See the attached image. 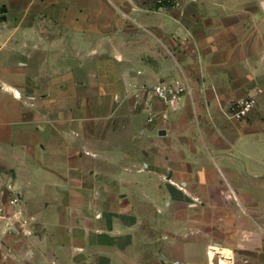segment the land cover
<instances>
[{
	"label": "crops",
	"instance_id": "0c3cea01",
	"mask_svg": "<svg viewBox=\"0 0 264 264\" xmlns=\"http://www.w3.org/2000/svg\"><path fill=\"white\" fill-rule=\"evenodd\" d=\"M44 2L42 57L32 49L24 58L25 64L41 63V73L0 70L1 99L13 102L24 93L35 98V80H46L42 105L25 107L24 126L17 121L18 112L8 109L16 118L0 120V157L6 159L2 143L11 149V144H28L35 152L27 155L50 164L55 157L62 160V154H102L97 97L90 103L95 125L88 131L80 128L84 122L78 125L85 110L83 95L111 99L132 83L153 85L182 78L188 89L175 107L159 101L155 123L129 119L120 126L134 131L133 137L138 132L145 144L142 154H162L164 163L156 172L159 184L192 196L202 191L200 198L224 208L219 234L223 245L215 264H264V5L260 7L258 0H180L179 6H160L154 0ZM248 95H255L257 104L246 118L235 120L224 113ZM125 111L133 113L129 105ZM162 128L166 133L160 135ZM36 145L48 154L37 156ZM10 159L14 165L13 156ZM69 163L64 161L48 178L33 173L25 187L21 180L22 207L31 210L37 225L32 236L20 240L2 230L0 264H127L115 257L114 247V240L126 239L125 234L98 227L104 215H117L98 204L100 183H109V175L101 181L95 166L93 181L85 182L78 165L74 168L79 171L68 174ZM46 181L53 186L51 201L44 196ZM89 190L92 196L86 200ZM100 242L110 246L108 253L97 252Z\"/></svg>",
	"mask_w": 264,
	"mask_h": 264
},
{
	"label": "rangeland",
	"instance_id": "374dc122",
	"mask_svg": "<svg viewBox=\"0 0 264 264\" xmlns=\"http://www.w3.org/2000/svg\"><path fill=\"white\" fill-rule=\"evenodd\" d=\"M44 1L0 0V70L10 72L11 68H15L16 71L31 70L36 74L41 73V63L25 64L24 58L27 54L33 53L32 49L34 52H40V57H42L41 40L43 39L45 20L41 14L45 6ZM263 3L264 0H258L260 7L264 5ZM156 4L173 6L165 3ZM36 11L37 14H35ZM20 60L24 63H21ZM35 82L36 85L32 86L31 90L38 92L39 95L35 98L24 93L19 101L13 102L9 101L7 97L1 99L0 96V120L6 121L13 117L15 119V113L10 114L8 110L13 107L19 114L17 117L19 125H26L25 107L27 105L29 108L41 107L43 88L45 85L47 86L46 80L37 79ZM129 85V89L124 94L112 96L111 99L104 95H83L80 100L85 110L81 114L82 118L78 121V125L80 126L81 122H84V126L80 128L88 131L89 127L92 124L95 125L96 122V116L90 107L91 98L97 97L100 105L98 123L101 137L99 139L102 140L98 147L102 150V154H87L84 151V154H62V160L55 157L52 160L54 164H50L43 158L34 160L32 155H27L35 152L34 147L31 148L28 144H11L13 145L12 149L9 148V143L1 144V153L6 155V159H3V156L0 157V241L3 229L5 234H16L19 240L23 236H32L37 224L31 210L27 211L22 207L21 186L23 187L24 183V187L29 184L26 178H33V173L48 178L52 172L58 171L60 165L64 166L65 161L66 163L70 162L68 164L69 175L78 170L74 166L81 167V176L85 182L93 181L94 175L90 174L96 168L95 166H99L101 181L103 177L109 175V183L105 180L100 183L98 204L99 207H103L104 211L112 210L110 212H116L117 215L107 218L104 215L101 217L98 227L101 231H113L117 236L125 234L122 236L126 239L114 240L115 257H119L120 262L124 261L127 264H177L176 262L179 260L187 264L218 263L219 247L223 245L219 234L221 230L220 218H225L224 208L216 205L211 206L208 198H200L202 191L192 192L196 195L192 196L187 193L188 191L174 189L168 184H159L156 172L161 168L159 163H164V159H160L162 154H142L141 149L145 144L140 142L138 132L137 136L133 137L130 134H133L134 131L129 133V128L123 130L120 126L122 123L126 124L129 119L139 124L155 123L158 115L153 121H149V116L150 113L158 114L159 100L150 97L147 92H144V88L140 87L141 85L143 87L150 86L149 84L134 85L132 83ZM108 101L111 104L109 116L106 114ZM127 105L133 109L132 114L125 111ZM1 107L4 108V111ZM39 110L40 116L37 122L41 123L43 112L41 109ZM4 130L5 132L9 131V129ZM84 138L90 141L88 134H84ZM88 143L87 147L89 148L90 143ZM31 145L34 146V144ZM152 149L153 147L148 150L149 153L152 152ZM15 150L19 155L18 158H15ZM35 150L39 153L37 156L48 154L39 145H36ZM54 154H58L57 151ZM12 156L13 161L17 164L10 165ZM69 156L70 158H67ZM74 158L77 160L76 165ZM66 171L67 169H65ZM21 180L26 182L23 183ZM45 184L47 188L44 196L51 201L54 196L53 186L47 184V181ZM34 185H37L35 181ZM90 191L86 192V200H90L92 196ZM214 193L217 199L218 193ZM16 196L19 197V201L12 202ZM105 198L107 202L104 201ZM156 198L157 201H155ZM45 202L48 205L49 202ZM121 203L124 205L120 206ZM37 208L31 205V209L37 211ZM231 209L236 210L235 207ZM99 210L101 215V208ZM108 246L105 242H100L97 252L108 253L110 247ZM50 247H53V244ZM123 250L125 252L122 254Z\"/></svg>",
	"mask_w": 264,
	"mask_h": 264
},
{
	"label": "built area",
	"instance_id": "2783aa9c",
	"mask_svg": "<svg viewBox=\"0 0 264 264\" xmlns=\"http://www.w3.org/2000/svg\"><path fill=\"white\" fill-rule=\"evenodd\" d=\"M155 2L160 4H170L173 6L180 5L179 0H155ZM140 87L141 89L144 88V92H147L150 97H155L157 100L164 102L167 106L175 107L188 89V84L184 79L176 78L171 81H160L150 86L143 87V85H141ZM256 104V96L248 95L241 100L231 103L230 106L224 110V113L229 118L242 120L249 115V113L255 108ZM156 116V113H150L149 121H153ZM17 201H19L18 196L14 197L12 200V202ZM176 263L187 264L182 261L180 262L179 260Z\"/></svg>",
	"mask_w": 264,
	"mask_h": 264
},
{
	"label": "water",
	"instance_id": "95a60500",
	"mask_svg": "<svg viewBox=\"0 0 264 264\" xmlns=\"http://www.w3.org/2000/svg\"><path fill=\"white\" fill-rule=\"evenodd\" d=\"M158 133H159L160 135L165 134V133H166V130H165L164 128H162V129H160V130L158 131Z\"/></svg>",
	"mask_w": 264,
	"mask_h": 264
}]
</instances>
